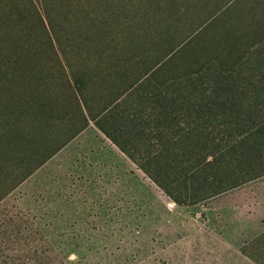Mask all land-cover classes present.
I'll list each match as a JSON object with an SVG mask.
<instances>
[{"label":"rangeland","instance_id":"1","mask_svg":"<svg viewBox=\"0 0 264 264\" xmlns=\"http://www.w3.org/2000/svg\"><path fill=\"white\" fill-rule=\"evenodd\" d=\"M220 2L0 0V24L22 21L0 27V264H264V173L176 203L85 122L50 41L89 70L99 113L155 51L137 46L144 21L171 6L195 21Z\"/></svg>","mask_w":264,"mask_h":264},{"label":"trees","instance_id":"2","mask_svg":"<svg viewBox=\"0 0 264 264\" xmlns=\"http://www.w3.org/2000/svg\"><path fill=\"white\" fill-rule=\"evenodd\" d=\"M171 7L161 23L144 21L148 35L137 46L154 41L155 51L99 113L85 96L89 70L75 69L73 48L50 41L85 122L95 121L176 203L186 204L264 173V0H221L195 21Z\"/></svg>","mask_w":264,"mask_h":264}]
</instances>
